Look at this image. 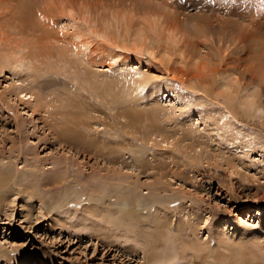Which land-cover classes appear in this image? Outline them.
Segmentation results:
<instances>
[{
  "label": "rangeland",
  "instance_id": "rangeland-1",
  "mask_svg": "<svg viewBox=\"0 0 264 264\" xmlns=\"http://www.w3.org/2000/svg\"><path fill=\"white\" fill-rule=\"evenodd\" d=\"M9 1L0 0V57L9 58L0 171L13 180L0 204V264H193L178 219L186 241L203 242L195 263L264 264V20L239 19L248 38L262 34L249 45L260 59L239 76L220 61L236 41L193 27L194 15L214 13L193 9L198 0H33L42 29L89 52L65 71L38 57L54 66L39 73L40 40ZM111 13L131 31L160 25L152 55L133 36H103ZM39 75L59 80L40 85ZM132 191L143 203L136 211L121 205Z\"/></svg>",
  "mask_w": 264,
  "mask_h": 264
},
{
  "label": "bare ground",
  "instance_id": "bare-ground-1",
  "mask_svg": "<svg viewBox=\"0 0 264 264\" xmlns=\"http://www.w3.org/2000/svg\"><path fill=\"white\" fill-rule=\"evenodd\" d=\"M11 1V0H10ZM9 1V4L11 5V2ZM13 1V0H12ZM199 1V0H198ZM198 1H194L193 5L191 6L193 9H196L198 12L201 10H211L212 12H214L212 14L215 15L217 13H223V15H226L225 17L217 20L216 15L214 17V19L216 20V22H212V16H209L210 18H199V15L201 13H198L196 15L193 16L194 19H196V21L192 22L193 23V27L197 30H200V32H202V34L204 35H215V37L218 38V40H220L222 37H224L226 34L229 35L231 37V40L232 41H236L237 45L239 46H234L235 47V52H234V55L236 53V55L234 56H231V52H227L225 53L224 55H221L220 56V61H221V67L226 70V71H238L239 73V76H243L245 74V72L247 71H250V64L248 63H251V60L253 61L254 59H257L258 58V54H256V58L255 56L253 55L255 52L258 53V51L261 49H259L258 51H255L254 53H252V51L249 49V45L254 47L253 44L251 42H253L255 39H256V34L255 32L253 31V33L255 34V36L252 34H250L249 32H246L249 34V38L247 36H245L243 32H240V28L243 26L247 29L248 27V24H246V26H244L245 22H240L241 20H239L240 18H243V20L245 19H250L249 22H251V19H261V20H264V0H203L201 2H198ZM18 8H19V11L18 12H21L20 13V20H22V22L24 23V27H26V29H29V30H32V35H35V36H38V39L40 40V43H41V49L39 50V53L36 55L35 58H32V62H36L39 64H34L33 63V68L35 69L36 72H43V73H47V72H50L52 69H54V66L52 65H48V64H45L42 62L39 63V61L37 60L38 57L42 58L43 59H48V58H53L56 60L57 63H62L63 64V68H61L62 70L64 69L65 66H67L66 68L69 69V65L70 67L72 68V64H75L76 66V62L80 61L79 59H76V56L80 55L79 54V51L80 50H75L74 48H71L72 46H69L68 44H64L66 41H62V39L60 40L59 38L61 37H58V34H54L52 31V35L47 33L45 30L46 29H42V25H40V22L42 21V23L45 21H43V17L41 18V15H40V12H38L39 10L36 9V11H32L31 13V9H32V4L31 2H33V0H18ZM8 3V1H7ZM16 3V0L15 2ZM169 4V3H168ZM16 5V4H15ZM171 5L173 6V3H171ZM38 7V6H36ZM35 8V6H34ZM169 8V7H168ZM174 8V6L172 7ZM15 9V8H13ZM170 9V8H169ZM175 10V9H174ZM174 10H171V13L168 12V14H170L171 17H173V24H180L179 21L180 19L178 20L176 16V13ZM169 11V10H168ZM197 13V12H196ZM203 13V12H202ZM206 13V12H205ZM208 13V12H207ZM19 14V13H18ZM87 14V13H86ZM179 14V13H178ZM194 14V13H193ZM192 14V15H193ZM44 15V14H43ZM106 15V14H105ZM203 15V14H202ZM206 15H209L206 14ZM227 15L228 17H231V18H227ZM15 16V15H13ZM17 16V15H16ZM127 16V15H126ZM187 16V15H186ZM201 17V15H200ZM206 17V16H205ZM235 17V18H233ZM18 18V17H17ZM192 18V17H191ZM40 19H42L40 21ZM212 19V20H211ZM189 20V19H188ZM242 20V21H243ZM125 21V17L123 18L122 16H118L117 13L116 14H110L108 15V18H106V21L104 22V29H97L96 30H100L101 33L103 34V36H110V34L112 33L113 35H116V37L114 36V38H118L117 36L120 37H124L123 39L124 40H127V39H130V37L133 36V41L134 43L140 45V47L138 48L139 52H143V53H149L150 55H152L153 53V49H155L156 47V44L158 43V41L160 39H158V27L160 26L157 22H154V23H143L141 24L138 28H135V30H130V28L125 25L126 21ZM130 22V21H129ZM190 22V21H189ZM190 22V23H191ZM248 22V21H247ZM255 22V21H254ZM128 23V22H127ZM126 23V24H127ZM183 23V22H182ZM186 23V22H185ZM257 23V22H256ZM258 24V23H257ZM260 24V23H259ZM262 24H264V22H262ZM189 25V24H187ZM252 26V24H251ZM253 26H256L253 25ZM261 27V26H260ZM259 27V28H260ZM249 28V27H248ZM252 28V27H251ZM258 28V29H259ZM256 29V28H255ZM264 29V28H263ZM90 30V29H88ZM245 30V29H244ZM252 30H254L252 28ZM87 31V29H86ZM243 31V30H242ZM246 31V30H245ZM250 31V30H249ZM35 32H39L38 35L35 34ZM88 32V31H87ZM90 32V31H89ZM99 32V31H98ZM56 33V32H55ZM92 33V32H91ZM95 30H94V35H95ZM108 34V35H107ZM237 34V35H236ZM55 35V36H53ZM97 35V34H96ZM251 35V36H250ZM262 34H257V36H260ZM102 36V35H100ZM100 36L99 34L97 35V37L100 39ZM263 36H264V33H263ZM58 37V38H57ZM64 37V36H63ZM96 37V36H95ZM106 37H103V38H106ZM65 38V37H64ZM108 38V37H107ZM106 38V39H107ZM118 38V39H119ZM229 38V37H228ZM110 39V38H109ZM64 40V39H63ZM225 40V39H224ZM228 40V39H227ZM230 40V41H231ZM261 40V39H260ZM251 41V42H250ZM261 42V41H260ZM264 42V41H263ZM262 42V43H263ZM233 43V42H232ZM261 43V44H262ZM72 44V43H71ZM234 44V43H233ZM74 45V44H73ZM76 46V45H75ZM260 46V45H259ZM222 47V46H221ZM262 47H264L262 45ZM231 48V47H230ZM233 48V47H232ZM256 48V46H255ZM82 50V49H81ZM85 50V49H84ZM241 50H243L245 52L244 55H238L239 52L243 53ZM261 51V50H260ZM259 51V52H260ZM82 54L84 52L80 51ZM88 52V51H87ZM86 52V53H87ZM91 52V51H90ZM263 52V50H262ZM261 52V53H262ZM84 53V54H86ZM89 53V52H88ZM260 53V54H261ZM87 55V54H86ZM91 53L89 54V57H90ZM238 55V56H237ZM75 56V58H74ZM167 56V55H166ZM260 56V55H259ZM81 57V56H80ZM169 57V56H168ZM82 58V57H81ZM92 58V57H91ZM254 58V59H253ZM9 58L6 57V56H2L0 57V68H4L3 66L5 62H9L8 60ZM85 59V58H84ZM93 59V58H92ZM260 59V58H258ZM74 60H77L75 61L74 63ZM95 60V59H94ZM38 61V62H37ZM86 62V60H84ZM82 62V61H81ZM80 63V62H79ZM83 63V62H82ZM43 64V65H42ZM78 65V64H77ZM89 65V64H88ZM93 65V64H92ZM91 65V66H92ZM36 66V67H35ZM95 66V65H94ZM39 67V69H38ZM77 67V66H76ZM89 67V66H87ZM85 68V67H84ZM89 68H92V67H89ZM94 68V67H93ZM97 68V67H96ZM68 69H64L63 71L65 70H68ZM87 69V68H86ZM222 69V71H223ZM34 71V70H33ZM83 71V70H82ZM90 71V70H89ZM232 73H235L233 72ZM69 71H67L68 73ZM81 72V71H80ZM86 72V70H84L82 73ZM88 72V71H87ZM86 72V76H88L89 74ZM88 74V75H87ZM237 74V73H236ZM74 75V74H73ZM235 75V74H234ZM42 77L41 80H37L36 82L40 85H50L51 82H54V81H57L59 79L56 80V78H53V77H48V76H43V75H39ZM84 75H81V77H83ZM79 77H80V74H79ZM80 77V78H81ZM53 78V79H51ZM85 78V76H84ZM89 78V77H87ZM85 78L84 82L87 83L89 79ZM55 79V80H54ZM81 80L83 81V79L81 78ZM93 79H91V81H89V85H90V82L92 84H94V81H92ZM75 82V80H74ZM83 83V82H82ZM98 83V82H97ZM92 84V85H93ZM101 84V83H100ZM103 85V84H102ZM109 85V84H108ZM101 86V85H100ZM104 86V85H103ZM110 88H111V92H113L114 88L112 89L113 85H109ZM107 86V87H109ZM105 87V86H104ZM103 88V87H102ZM101 88V89H102ZM109 88V89H110ZM100 89V91H101ZM104 89V88H103ZM108 89V88H107ZM108 89V90H109ZM98 90V89H96ZM113 90V91H112ZM115 92V91H114ZM117 92H115L116 94ZM114 94V93H113ZM117 95H119V93H117ZM125 97V96H124ZM120 100V99H119ZM122 100V99H121ZM124 101V100H122ZM126 101V99H125ZM79 114H83L80 113L79 111ZM76 120V119H75ZM77 134H74L73 136H76ZM81 135V134H80ZM78 135V136H80ZM61 137H64V135L62 136V134L59 136H56V140L59 141L58 139H62ZM80 138V137H79ZM78 138V139H79ZM82 138V137H81ZM80 138V139H81ZM79 139V141H80ZM64 140H69L70 141V138H65ZM72 140V139H71ZM72 142V141H71ZM99 142V141H98ZM78 143V142H77ZM84 143V142H83ZM78 145V144H77ZM82 145V143H81ZM84 148V147H83ZM144 164V163H143ZM147 164H149L147 162ZM2 165V164H1ZM163 165V164H162ZM145 167V165H144ZM139 169V168H138ZM170 173V172H169ZM158 174V173H157ZM156 174V175H157ZM174 173H170V175H173ZM176 175V174H175ZM178 176V175H177ZM174 177V176H173ZM162 178V176L160 177V179ZM156 179H158L156 177ZM10 175L4 173L3 171H0V204L3 202V200L5 199L4 198V195H5V191L7 189V187L9 186V183L10 181ZM53 181V179H52ZM48 181H41L40 183H47ZM59 182V181H58ZM159 192L157 194H160V192H162V190H158ZM7 192V191H6ZM31 193V192H30ZM34 194L32 192V195L31 197L34 198ZM126 196V195H125ZM30 197V196H29ZM127 198V197H126ZM140 196L136 195L135 191H132V192H129V195H128V198L123 200V203L121 204L122 206H127L129 207L130 209H133L134 211H136L135 209H137V207L141 206L143 203L140 202ZM128 209V208H127ZM129 209V210H130ZM187 211H191V212H194L192 206H190L188 208ZM131 212V211H129ZM133 213V212H132ZM194 217V216H193ZM160 221V220H159ZM182 221V220H181ZM180 219H178L177 221V225L178 226V235H179V239H182V244H183V247L184 248H188L192 251V253H189V257H188V260L190 263H193V264H197L195 262L197 258V254H199V252L202 250V243H198V242H194L192 239L191 240H188L186 241V237H184L183 235H181L179 232H183V225L181 226L180 224ZM189 221L190 219L187 218V221H183L184 222V225L185 226H188L189 228L194 226L192 224H189ZM167 223V224H166ZM168 221H164V220H161L160 221V225L162 227V229H164L165 227H168ZM196 226V225H195ZM194 228V227H193ZM191 234H187L189 237L191 235H195L196 236V233L194 230H191L190 232ZM178 239V240H179ZM220 240V239H219ZM159 242V241H158ZM219 242V241H218ZM150 246V245H148ZM180 253V252H179ZM148 255V254H147ZM146 255V256H147ZM185 258V257H184ZM186 260V258L184 259ZM198 260V259H197ZM239 260V259H238ZM240 260H243V258H241ZM200 262V261H199ZM241 262V261H239Z\"/></svg>",
  "mask_w": 264,
  "mask_h": 264
}]
</instances>
